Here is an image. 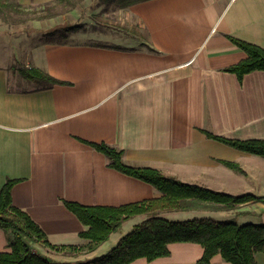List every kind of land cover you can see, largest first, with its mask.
<instances>
[{
    "label": "crops",
    "instance_id": "obj_1",
    "mask_svg": "<svg viewBox=\"0 0 264 264\" xmlns=\"http://www.w3.org/2000/svg\"><path fill=\"white\" fill-rule=\"evenodd\" d=\"M54 1L0 0V5ZM125 10L126 18L147 32L153 52L138 48L129 30L100 32L91 23L64 42L29 40L6 47L7 62L0 64V189L7 180L16 181L12 204L31 217L49 243L83 244L79 234L87 228L62 201L119 207L160 196L153 186L109 168L108 159L84 142L104 143L123 151L122 161L130 167L262 198L229 211L160 215L264 224V159L204 134L264 139V71L249 73L242 82L223 71L246 57L229 38L264 48V0H150ZM17 60L67 84L29 82L9 62ZM225 161L237 163L244 174ZM124 223L122 232L109 238L114 244L136 224ZM108 241L78 257L51 253L40 244H33V251L72 262L103 254ZM168 249L167 257L131 264H199L203 254L194 243ZM7 250V234L0 229V252ZM254 259L264 264V253ZM209 264L230 263L216 255Z\"/></svg>",
    "mask_w": 264,
    "mask_h": 264
},
{
    "label": "trees",
    "instance_id": "obj_2",
    "mask_svg": "<svg viewBox=\"0 0 264 264\" xmlns=\"http://www.w3.org/2000/svg\"><path fill=\"white\" fill-rule=\"evenodd\" d=\"M146 1L150 0H114V3L124 9ZM82 27L81 22L59 25L44 31L41 37L46 38L47 42L60 43L67 39L69 33ZM229 40L238 46L246 57L224 69V72L234 74L238 82H242L245 75L264 71V48L234 38ZM15 70L23 79L42 87L67 84L34 66H20ZM204 134L207 138L264 159V139L235 140L208 132ZM84 143L103 154L108 159L109 168L153 186L160 196L119 207H86L62 201L67 210L87 228L79 234L86 242L53 245L28 214L12 204L11 189L16 181L7 180L0 189V229L7 234L8 250L0 252V264H131L137 259L150 262L167 257L168 246L173 243L199 244L203 249L199 264H209L216 255H220L230 264H257L254 255L264 253V224H239L236 218L223 221L209 217L170 220L160 215V212L229 211L239 205L262 200L261 197L251 193L230 195L196 184L183 183L163 175L156 169L130 167L122 161L123 151L104 143ZM222 164L244 174L237 163L225 161ZM142 215L145 218L134 224L110 249L90 259L57 262L33 251V244H40L71 257L89 254L108 241L111 234L117 233L124 222Z\"/></svg>",
    "mask_w": 264,
    "mask_h": 264
},
{
    "label": "rangeland",
    "instance_id": "obj_3",
    "mask_svg": "<svg viewBox=\"0 0 264 264\" xmlns=\"http://www.w3.org/2000/svg\"><path fill=\"white\" fill-rule=\"evenodd\" d=\"M72 11H74L73 14H71ZM125 11V8H120L114 3V0H55L52 3L40 6L29 5L27 7H22L15 3H7L5 6L0 5V64L7 62L8 52L6 47L8 49L14 48V45L20 41H25L24 43H26L29 40L32 42L47 40L41 37L44 31H48L59 25L63 26L76 22L82 23V29L88 28L86 26L87 23H91L92 26H88L100 32H117L118 29V32L122 30L121 32L126 31L129 34V30L137 38L136 44L141 46L138 48L145 49L148 52L152 51V45L147 32L143 28H139L136 20H131L130 18L128 20ZM87 18L91 22L86 20ZM11 42L14 43L13 46H11ZM16 59H18L17 56H15L14 60ZM9 62L14 64L15 67L24 66L18 60L17 62ZM165 213L160 212L162 215H165ZM142 218V216L134 217L133 220L126 221L124 227H128L130 223H137ZM254 221L259 222L260 220L256 218ZM244 223L239 222V224ZM113 245V240H109L105 244L104 250L111 248ZM43 247L51 253L63 257L69 256L64 252H56L45 246Z\"/></svg>",
    "mask_w": 264,
    "mask_h": 264
}]
</instances>
